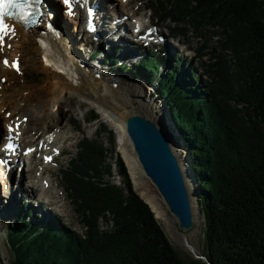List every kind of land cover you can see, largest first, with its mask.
Listing matches in <instances>:
<instances>
[{
    "label": "trees",
    "instance_id": "16d2710c",
    "mask_svg": "<svg viewBox=\"0 0 264 264\" xmlns=\"http://www.w3.org/2000/svg\"><path fill=\"white\" fill-rule=\"evenodd\" d=\"M147 1L150 14L157 13L153 21L188 25L199 38L213 31L221 46L200 56L210 55L200 75L190 62L184 80L178 60L168 65L152 54L137 65L155 84L188 149L204 227L200 256L209 264H264V0ZM169 34L185 35L182 29ZM86 119L98 120L96 112ZM99 127L110 137L111 151L82 138L76 157L60 170L83 233L41 222L27 210L6 234L13 264H206L176 252L134 190L114 152L113 133ZM108 155L115 158L120 185L110 181ZM99 218L111 229L99 230Z\"/></svg>",
    "mask_w": 264,
    "mask_h": 264
},
{
    "label": "bare ground",
    "instance_id": "6f19581e",
    "mask_svg": "<svg viewBox=\"0 0 264 264\" xmlns=\"http://www.w3.org/2000/svg\"><path fill=\"white\" fill-rule=\"evenodd\" d=\"M109 1H111V4L108 5L111 7L113 15L107 14V8L105 9V7H103L104 3L106 5V0H73L75 8L70 12L67 10V7L63 6L62 3H52L51 8L53 14L48 16L46 21L54 24V32L49 36L50 43L46 42L44 46L42 41L39 40L36 31L27 33L18 25H9L7 33L0 36V44L8 47L13 43L12 47H15V49L9 52L7 48L0 47V66L3 63L5 64V61H7V65L10 67H12L13 64H16L17 66H20L19 71L22 70L23 66H21V61H23L25 57H28L25 46V44L29 42V38L26 37L28 35L34 41L33 50L35 52V56L31 59V62L36 64V67L46 74V79L43 82V85L37 90H33V87L30 86L21 85L20 87L15 88V90L7 95L6 98L3 96L1 98L0 96V114H4L2 116V121L0 120V132H4L3 136L5 137L12 135L15 138V142L21 147L22 152L26 149L30 150L27 152V155H30L31 153V157H25L27 160L31 161V165L25 166V168L21 170L17 176L18 179L22 180L21 177L24 173L28 174L30 180L26 185V191L29 192L31 198L38 199V201L45 204L48 209H63L64 203L58 191L59 186L57 184L54 185L52 182L54 174L49 172L50 170L47 162H41L40 160L42 155L43 157H53L57 160V157L54 156L57 151L61 154L65 153L63 148L59 149L55 146L59 143H65L68 140V137L58 135L60 131H64H59V129L63 127L59 107L65 102V100L72 101L73 96L78 95L77 97L80 103H87L92 107H97L107 118V122L118 130L121 137L120 151L124 156L129 173L133 179L134 187L140 190V194L150 205L157 219L164 220L166 215L161 209L159 203H157V199L150 196V192L146 188H144V190L141 188V185L144 186V182L146 181H143L144 175L137 163L131 143L125 132V122L127 121L126 119L128 116L139 115L154 121L165 131L167 130L168 132L170 131L172 134H175L173 128L167 120L165 112L162 109L163 107L161 108L160 102L156 101L147 94L146 89L134 90L131 85L127 86L124 82L121 84L115 83L107 77H102L103 72L98 70L97 65L94 69L89 68L94 71H92V73H88L85 70L87 67L84 69L79 65L82 64V62L77 57V53L74 51L73 45L72 50L74 53L71 52L67 44L60 38V36H58L59 34H65L68 36L70 42L72 43L73 40L74 43L75 38H79L80 36L86 37L87 35V37L92 38L91 41H95L96 39L100 42L98 47L106 45L107 50L111 47L121 45V49L115 50L117 53H120V59H129V57H134V51L130 42L124 39L126 20H122L123 16L121 15V10L119 11L118 8L115 9L117 1L122 3L119 4L122 9L127 7L128 4H130V1ZM124 1L126 2L125 4H123ZM94 4H96V7L93 6ZM60 5V12H63L66 19L74 22V27L77 28L76 32L75 29H73L75 36H72L73 33L71 34L68 31V29L72 30L71 24H68L65 20H61L62 18L59 17V14H57L58 6ZM91 8H94L93 12L90 11ZM115 19L117 20L115 21ZM130 19L133 22V18L130 17ZM90 20H92V23H89ZM92 26L96 27L95 31L91 29ZM19 31H22L24 35H26L24 37L25 42L22 41L21 44H16L14 39L17 35L15 34ZM123 32L124 35L122 36ZM86 39L88 40L89 38ZM48 48L53 51L56 50L57 54L55 58L57 61L53 59ZM83 49L84 48L82 47H78V51L81 52L82 55ZM94 63L95 61L90 63V66H94ZM102 63L103 61L100 63L103 67ZM62 68H64V70ZM5 70H0V93L1 90L6 88L2 82L7 83V81H9L10 85L13 84L10 77L11 71L8 72ZM95 75H98L100 78L97 79ZM26 89H28V91ZM41 108H43L44 111L41 110ZM22 109H27L28 111L38 109L39 113H36L31 119L36 123L38 121H43L42 127L40 129L29 128L26 123L27 119H24V122L22 121V117L25 116L28 111H22ZM32 130H34V132L36 131V133L32 134L30 137L28 136V140L24 143L23 141H19L23 135H26V133ZM172 148L178 156L180 164H182L181 166L183 168L191 200V213L193 215H197V213H199V206L192 173L185 164V162H187L185 149L182 148V145L177 141L172 142ZM22 152L21 154L24 155ZM4 154V147L2 146L0 148V156ZM36 155H39V158L31 160ZM9 160L10 164L8 165H11L12 160ZM6 170L7 165L0 163V179H3V181L8 184L10 178H12L11 182H14L17 171L15 170L14 173L7 174ZM36 174L38 175L36 176ZM20 190L21 188L18 185L16 188L12 189V194L8 195L6 199L3 195H0L1 217L5 219H12L16 215L14 219L17 218V211L19 207L13 201V196L17 195ZM28 192H25L24 194ZM194 231L196 230L188 233L192 235L194 234ZM1 233L2 232L0 231V234ZM1 243L2 241L0 238V245Z\"/></svg>",
    "mask_w": 264,
    "mask_h": 264
},
{
    "label": "rangeland",
    "instance_id": "374dc122",
    "mask_svg": "<svg viewBox=\"0 0 264 264\" xmlns=\"http://www.w3.org/2000/svg\"><path fill=\"white\" fill-rule=\"evenodd\" d=\"M128 2L130 1V4H128L127 7L125 8H121L120 7V3L118 2L115 4V9L118 8V10H121V15L125 18H128V22L126 24H130L129 20L130 17H140L142 18V21L144 22V25L146 26L147 23L151 24V25H155V24H159V35L161 36V43L160 45L162 47H164L165 49H163L161 46L157 47H150L149 49H141L138 45H136L135 43H132V48L134 51V57H129V59L127 58H123L120 59L119 55L120 53L116 52L115 50L117 48L121 49V45H117L116 47H111L109 50L106 49V45H102L100 47L99 44L100 42L97 41L95 39V41H91L92 38L90 37H86L85 36H80L79 38H75V42L72 43L70 42L69 38L67 35L65 34H59L58 36H60V38L67 44V46L69 47V49L71 50V52L74 53V51L77 53H75L77 55V57L81 60L82 64H79L82 68L85 69V67H87V69H85L88 73H92V71L89 68H97L99 71L103 72L102 73V77H107L109 78V80H111L112 82L114 81L115 83H126V85H131L132 89L134 90H139V89H146L147 94L152 97L153 99H155L156 101L160 102L161 104V108L163 109V111L165 112L166 116H167V120L169 122V124L171 125V127L173 128L175 134L179 135L178 130L176 129L171 116L168 112V110L165 107L164 101L160 98V96L157 95V91H156V86L155 84H152L150 82H147L144 79V71L142 69L137 68V65H139V61H141L142 59L144 60V58L147 55H156L158 54V56H163L165 63H167L168 65L170 64V61L173 60H178L181 62H184L185 59H190L189 61V68H190V62L192 63V65L196 66L197 69V74L200 75L201 73H203V68L201 63L202 62H209V56H205V57H200L203 53L209 54L212 51V46H216L217 48H221L220 45H218L216 43V37L212 34L213 31H209V30H204L203 33V38H199V36H197L195 33H193L190 30V27L188 25L182 26L181 24L179 25H175L172 21L170 20H163L160 21L159 18L155 19L154 21L152 20V16L155 18L157 16V13H153L150 14V12L148 11V7L151 6L150 2H148L147 0H127ZM108 2V3H107ZM126 2L124 1L123 4H125ZM111 4V1L106 0V5L104 3L103 7H105L106 13L107 14H112V9L111 7L108 5ZM122 4V3H121ZM94 7H96V4L93 5ZM113 6V5H111ZM60 8L61 5L58 6V10H57V14H59L61 17V20H65L68 24H71L72 26V30L68 29V31L72 34V36H75L73 29H75L76 32V27H74V22H71L70 20L66 19V17L64 16L63 12H60ZM163 13V12H162ZM164 16V13L162 14V17ZM115 17V16H114ZM117 19H115L116 21ZM170 29H174V32L178 33V31H180V29H182V31L185 33V35H180L178 38H176V40H174L173 42H171L170 40ZM119 33V32H117ZM214 33V32H213ZM16 38L15 43L16 44H21L22 41L25 42L24 37L26 35H24V33L22 31H19L16 33ZM29 38V42L27 44H25L26 49H27V55L28 57H25L23 61H21V66H23L22 70L19 71H14L12 67H10L9 65H5V64H1L0 66V70H5L10 72V77L11 80L13 81V84L10 85L9 81H7V83L2 82L3 85L6 86L5 89L1 90V98L2 96L4 98H6L7 95H9L12 91L15 90V88L20 87L21 85H25V86H30L33 87V90H37L39 87H41L43 85V82L46 79V74H44L43 71H41L38 67H36V64L31 62V59L34 58L35 56V52L33 50V44L34 41L31 37H29L28 35L26 36ZM86 38H89L88 40ZM112 39V38H111ZM125 39V38H124ZM126 41H128L127 39H125ZM177 42V44H175ZM13 44V43H12ZM12 44H10L8 47L2 46L3 48H7L8 51L10 52L11 50L13 51L15 49V47H12ZM116 44V43H113ZM72 45H73V49L72 50ZM81 45V46H80ZM178 45V47H177ZM115 46V45H114ZM205 46H207V48H205ZM78 47H82L83 49V55L81 52L78 51ZM98 47V48H97ZM167 48V49H166ZM218 48V49H219ZM118 50V49H117ZM220 50V49H219ZM115 51V52H113ZM62 52V51H61ZM65 52V51H64ZM79 52V53H78ZM177 53V54H176ZM226 55V60L228 61V63L232 62V57L230 55V53L228 52H224ZM81 56H80V55ZM187 60V61H188ZM89 61V62H88ZM95 61V65L94 66H90V63H93ZM101 61H103V67L100 64ZM179 62V63H181ZM4 67V69H3ZM104 68V69H102ZM133 68L136 69L135 71H133ZM64 70V68H62ZM180 70H182V74H180V78L183 79V75L187 70V66L183 65L179 67ZM13 70V71H12ZM96 70V69H95ZM105 71V72H104ZM160 72H166V68H160L159 70ZM105 73V74H104ZM164 74V73H163ZM162 75V73H161ZM96 78H100L98 75H95ZM6 80V78H5ZM184 80V79H183ZM28 91V89H26ZM78 95H74L72 101L70 100H65V102L63 104L60 105L59 107V111L61 112V117H62V125L63 127L59 129L60 130H64V131H60V133L58 134L59 136L62 137H68V140L65 143H59L56 144V148H63L65 150V153L63 156H60L57 160L56 163L54 164H50L49 167V172H51L52 174H54L53 178H52V182L54 185H58L59 186V193L61 198L63 199V203H64V207L63 209H48L46 207L45 204H43L42 202H39L38 199H32L31 195L29 194L28 191H26V185L29 182V176L28 174L24 173V175L21 177V179H18V176L16 175V179L15 181L11 182L12 178H10L9 183L7 184L6 182L3 181V179H0V195H3L4 198L6 199L8 195L12 194V189L16 188L18 185L21 188V190L18 192L17 195L13 196V201L18 205L19 209L17 211L19 216H25L24 215V210H22V204L25 203V201L29 202L31 205V208L29 207V210H32L33 213H35L36 217H38L39 219L41 218V214H42V219L40 220L41 222H52L56 225L63 226L65 227V229L67 230V232L70 233H75V234H82L83 233V227L80 223V219L81 217L78 215V213L75 212V206L73 205V203L71 202V199L68 197L67 193L65 192L63 186H62V180L60 178V170L65 167L68 166L71 159L76 157L77 154V150H78V144L79 141L82 138H87L88 140L92 141V140H96L106 151L110 152L111 151V145H110V140H109V136L108 134H106V132L103 133V131H101V127H99V125H103L105 126V128L109 131H111L113 134V143L115 146V150L114 152L119 156V158L124 162V166L125 168L128 167L126 165L124 156L122 155L121 151H120V147H121V137L120 134L118 133V130L111 126L108 122H107V118L99 111V109L97 107H92L89 104H85V103H80L78 101ZM156 103V102H155ZM237 108H240V106H237ZM41 110L44 111L43 108H41ZM22 111H28L27 109H22ZM35 111V112H34ZM90 111H95L98 117V120L94 121V122H89L86 118L89 117V112ZM36 113H39L38 109L35 110H30L28 111L25 116H23L22 121L24 119H27V124L28 127L31 129H40L42 127V123L43 121H38L37 123L32 120V116L34 117ZM4 114H0V120L2 121V116ZM71 119V121H70ZM24 122V121H23ZM70 122V123H69ZM36 125V126H35ZM0 130H1V123H0ZM58 131V132H59ZM167 131V130H166ZM41 132V131H39ZM57 132V133H58ZM63 132V133H62ZM36 133V131L34 132V130L29 131L28 133H26V135H23L21 141H23V143L28 140V136L30 137L32 134ZM99 134V138H97V134ZM2 135V131L1 134ZM180 136V135H179ZM182 137V136H181ZM182 139V138H181ZM24 146V145H22ZM185 149V147H184ZM185 153L186 149H185ZM114 154V155H116ZM43 157V155L41 156ZM110 157V155L107 156V163H111V170H112V175L110 177V181H112L113 185H120V177L117 174L116 171V167L113 164L115 159L114 157L108 158ZM116 157V156H115ZM188 157V155H187ZM33 159H36V157H34ZM41 161V160H40ZM42 162V161H41ZM36 171V170H35ZM38 173V172H37ZM39 174V173H38ZM36 174V176L38 175ZM128 175L129 178L134 186V182L133 179L129 173L128 170ZM143 181L144 182V186L141 185V188L144 190V188H146L150 193L149 195L154 197L155 199H157V203H159V205L161 206V209L163 210V212L165 213V219L161 220V219H157L159 225L161 226V228L163 229L165 235L167 236L168 240L170 241L171 245L173 246V248L176 250L177 253H179L180 257L187 260L188 258H194V255H198L200 256L201 253V249H202V243H203V233H204V227H203V222H202V216L201 213H197V215H193V221H194V227L191 231H194V234H185L182 230H179V228L176 225V221L175 219L168 213V211L166 210V206H164L163 202L161 201L160 197L158 196V194L156 193V191L154 190L153 186L149 183V181L143 177ZM4 187V190H3ZM135 191L137 192V194L139 193L140 197L146 201L143 196L140 194V190L136 189L134 187ZM25 192H28L26 194H24ZM29 196H28V195ZM45 198V197H43ZM23 200V201H22ZM147 202V201H146ZM27 209V207H25ZM20 210V213H19ZM42 210V212H41ZM16 213V214H17ZM154 213V212H153ZM155 215V214H154ZM16 216V215H15ZM15 216L11 219H5L3 217L0 216V231L2 232L0 235L1 238V245H0V261L1 264H13L14 262V258L13 257V252H11L10 250V246L7 243V238H6V234L8 232V228L9 225L11 227L14 226V224H16L17 222V218H15ZM18 217V216H17ZM44 222V223H45ZM97 226L99 228V230H110L111 229V223L107 224L105 223V220L99 218L98 222H97ZM189 236V237H187ZM194 250H192V249Z\"/></svg>",
    "mask_w": 264,
    "mask_h": 264
},
{
    "label": "water",
    "instance_id": "95a60500",
    "mask_svg": "<svg viewBox=\"0 0 264 264\" xmlns=\"http://www.w3.org/2000/svg\"><path fill=\"white\" fill-rule=\"evenodd\" d=\"M188 68L189 66H187ZM126 120L125 132L144 177L151 183L164 206H166V210L175 219L179 230L187 234L194 227L191 200L182 164H180L179 158L172 148V142L177 141L182 145V148L185 147L186 149V156L188 155V157H186L187 162L185 164L191 170L199 213L201 212L198 185L188 149L183 139L177 134L165 131L154 121L145 117L130 115ZM144 202L150 207L146 201ZM194 258L203 260L206 264L208 263L205 257L194 255Z\"/></svg>",
    "mask_w": 264,
    "mask_h": 264
},
{
    "label": "snow or ice",
    "instance_id": "6c2138e0",
    "mask_svg": "<svg viewBox=\"0 0 264 264\" xmlns=\"http://www.w3.org/2000/svg\"><path fill=\"white\" fill-rule=\"evenodd\" d=\"M64 4L66 6L69 5V0H63ZM21 7L16 0H0V36L5 35L7 33V25L4 23V17L9 15V12L12 11V9ZM13 18H21V17H16L15 15ZM26 22V21H25ZM7 61H5V64L7 65ZM16 65L13 64V67ZM11 145H7V149H11ZM0 163H6V161H0Z\"/></svg>",
    "mask_w": 264,
    "mask_h": 264
}]
</instances>
